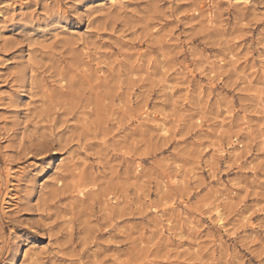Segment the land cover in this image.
I'll use <instances>...</instances> for the list:
<instances>
[{"label":"rangeland","instance_id":"rangeland-1","mask_svg":"<svg viewBox=\"0 0 264 264\" xmlns=\"http://www.w3.org/2000/svg\"><path fill=\"white\" fill-rule=\"evenodd\" d=\"M0 264H264V0H0Z\"/></svg>","mask_w":264,"mask_h":264},{"label":"bare ground","instance_id":"bare-ground-1","mask_svg":"<svg viewBox=\"0 0 264 264\" xmlns=\"http://www.w3.org/2000/svg\"><path fill=\"white\" fill-rule=\"evenodd\" d=\"M212 20V19H211Z\"/></svg>","mask_w":264,"mask_h":264}]
</instances>
